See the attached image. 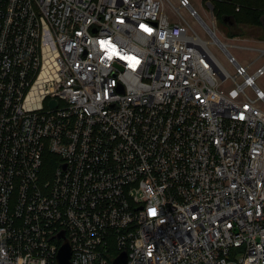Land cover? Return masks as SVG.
I'll list each match as a JSON object with an SVG mask.
<instances>
[{
  "label": "built area",
  "instance_id": "2783aa9c",
  "mask_svg": "<svg viewBox=\"0 0 264 264\" xmlns=\"http://www.w3.org/2000/svg\"><path fill=\"white\" fill-rule=\"evenodd\" d=\"M165 6L0 0V264L264 263V63Z\"/></svg>",
  "mask_w": 264,
  "mask_h": 264
},
{
  "label": "rangeland",
  "instance_id": "374dc122",
  "mask_svg": "<svg viewBox=\"0 0 264 264\" xmlns=\"http://www.w3.org/2000/svg\"><path fill=\"white\" fill-rule=\"evenodd\" d=\"M166 11L170 14L172 20L186 19L205 39L209 40L210 47L221 60V62L232 72L235 67L229 59L226 49L235 55L240 62L250 64V71H254L258 66L264 63V54L261 49L264 48V26L256 24L234 23L228 24L216 16V28L219 39L226 45V49L217 42H213L212 36L207 32L201 20L191 13L189 8L184 7L181 13L175 9L179 0H165ZM193 6L197 8L203 20L214 27L213 15L204 0H192ZM258 83L264 88V75L258 78ZM249 91L250 88H249ZM264 107V103L262 104Z\"/></svg>",
  "mask_w": 264,
  "mask_h": 264
},
{
  "label": "trees",
  "instance_id": "16d2710c",
  "mask_svg": "<svg viewBox=\"0 0 264 264\" xmlns=\"http://www.w3.org/2000/svg\"><path fill=\"white\" fill-rule=\"evenodd\" d=\"M215 16H232L238 23L263 25L264 0H214Z\"/></svg>",
  "mask_w": 264,
  "mask_h": 264
},
{
  "label": "water",
  "instance_id": "95a60500",
  "mask_svg": "<svg viewBox=\"0 0 264 264\" xmlns=\"http://www.w3.org/2000/svg\"><path fill=\"white\" fill-rule=\"evenodd\" d=\"M226 23L228 24H234L236 23L237 21L234 19V17L232 16H224V19H223ZM263 26H264V17H263ZM263 243V247H264V242ZM71 247H70V244L68 242H66L61 251H60V260L62 262V264H69V259L71 257ZM126 261H127V255L126 253H123L115 262L114 264H126ZM264 264V263H263Z\"/></svg>",
  "mask_w": 264,
  "mask_h": 264
},
{
  "label": "snow or ice",
  "instance_id": "6c2138e0",
  "mask_svg": "<svg viewBox=\"0 0 264 264\" xmlns=\"http://www.w3.org/2000/svg\"><path fill=\"white\" fill-rule=\"evenodd\" d=\"M146 30H147V29H146ZM101 43H102V45H103L104 42H101ZM133 59H134V58H133ZM152 214L155 215V211H154V210H153Z\"/></svg>",
  "mask_w": 264,
  "mask_h": 264
}]
</instances>
